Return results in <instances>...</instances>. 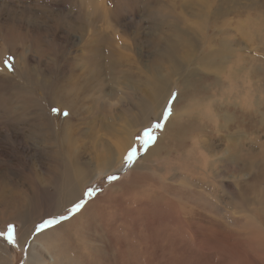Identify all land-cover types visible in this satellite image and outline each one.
I'll use <instances>...</instances> for the list:
<instances>
[{
    "label": "rangeland",
    "instance_id": "obj_1",
    "mask_svg": "<svg viewBox=\"0 0 264 264\" xmlns=\"http://www.w3.org/2000/svg\"><path fill=\"white\" fill-rule=\"evenodd\" d=\"M91 1L90 9L105 14L93 15L96 26L126 47L113 41L107 46L122 50L127 59L121 70H131L115 83L107 80L97 86L94 81L82 106L71 102L70 83L76 73L74 68L69 73V66L81 50L88 52L74 32L73 19L86 8L83 0H0V188L18 192L27 205L24 214L0 209V232L6 234L12 225L16 236V242L9 243L0 235V258L2 252L7 254L2 264H26L28 247L42 232L36 226L46 220L54 223L45 229L60 225L62 232L55 235L59 251L37 245L40 264H58V259L61 264H264V167H259L264 119L250 129L251 122L238 117L227 94L235 82L230 81L231 61L258 55L255 45H234V57L222 66L215 56L211 61L218 65L219 85L201 98L194 83L198 75L188 72L192 62L174 72L172 60L153 65L158 53L146 46L145 38L151 33L160 36L151 24L159 18L156 9L148 16L141 3L131 0L126 5L119 0ZM182 2L186 0L169 3ZM114 3L121 6L113 9ZM112 10L116 20L108 17ZM233 15L227 20L235 23L240 18ZM175 16L181 26H189L181 15ZM212 21L206 20L202 32L206 40L216 37L223 42L236 36L233 25L225 35H215L219 23ZM174 49L181 57L182 51ZM197 51L205 53L206 48ZM195 68L210 74L198 64ZM25 69L31 78L23 74ZM254 76L249 82L257 86L260 77ZM174 84L161 110L149 114L155 91ZM172 94L171 114L165 119ZM244 97V102L256 99L253 94ZM80 105L85 118L71 114V108L78 111ZM148 129L155 133L154 141L145 145ZM100 154L111 158V167L97 159ZM69 161L83 168L86 178L80 181V196L65 204L61 199L70 178ZM85 189L93 194L85 196ZM81 199L85 203L77 213L59 219L69 216L67 209ZM22 224L27 235L20 244Z\"/></svg>",
    "mask_w": 264,
    "mask_h": 264
},
{
    "label": "bare ground",
    "instance_id": "obj_2",
    "mask_svg": "<svg viewBox=\"0 0 264 264\" xmlns=\"http://www.w3.org/2000/svg\"><path fill=\"white\" fill-rule=\"evenodd\" d=\"M119 1H121V4L126 5L128 4L127 2L129 0H119ZM83 2L86 5L85 11L86 10L87 11L85 13V11L82 10L84 8H82L81 10L84 11L83 14L82 13L78 15L77 13L75 14L77 16L73 19L74 29H75L73 30L74 32L79 33L80 41L83 42L82 46H84L85 49H88V52L86 50H81L80 54L78 55V58L76 57L75 61H73L75 62L74 65L72 63H70V66L68 65L69 73L73 68H74L73 73H76V76L74 74L72 79L73 81L70 83V87L74 89V94L71 95L72 98L71 102L73 100L77 102L80 101V103H82L81 104L82 106L86 99L83 95L91 90L92 85H94L93 84L94 81L95 82L98 81L97 83L99 84H97V86L98 85L104 86L107 80L108 82L115 83L116 82L115 79L118 80L119 78L126 76L128 72L131 70V68L130 70L129 68L125 69L124 71L121 70V67L125 65L124 60L127 59V58L125 59L126 56L121 52L122 50L118 51L119 48H113L115 45L107 46V43L113 41L120 43L121 45H119V47H121V49H124L126 47L125 43L122 42L121 40L115 41L116 40L115 36H114L115 39L108 38L109 36H107L104 30H101V27L99 28L96 26V21L93 15L96 13L98 16H103L105 15L104 12L102 14H98L96 8H95L96 12H94L95 10H93L92 8L90 9V7H92L91 0H83ZM130 2H133L134 4L135 3L137 4V2L141 3L140 9L144 13L148 14V16L150 12L156 9L155 13L157 16H159L157 20L152 19L151 24L154 29L160 31L159 33L160 36L151 33L150 36L147 35L146 36L147 38H145L146 46L152 48L153 50L156 49L158 53L159 60L154 61L153 65L159 62L172 60L173 68L171 72H174L183 69L184 64H189L190 62H192L193 66H191L188 69V72L196 73L198 75V78H194L195 75L191 74V76L194 78V83L196 84V86L199 87L200 93H202L201 98L205 96L204 95L206 93L205 91L209 90L210 92V87L211 89L213 88L214 90V88H216L219 85L218 84L219 78L215 74V69L218 65L222 66L224 64L223 61H225V59L227 58H230V55L233 56V50L231 49V47L237 45L241 41H243L246 44L247 48H248L247 43H249L250 46L255 45V48L258 51V55L250 54L251 55L250 57H247L248 55L247 56L244 55L239 58H233L235 59V61H231V64L233 66H231L232 77L230 78V81L231 79H235V82L232 83V86L228 88L227 94L229 95V97H232L233 99L232 102L234 101L233 103L236 105V111L234 112L238 114V117L240 116L242 119H244L245 117L248 123L251 122V124L249 125L250 129L256 127L257 125L259 126L262 125L264 119V77H263L264 76V0H186V2H182L178 6L173 5L174 3L170 4L169 3L170 0H131ZM130 2L129 4H132ZM121 4L119 5L114 3L112 5V8L115 9L121 6ZM81 10L78 11L81 12ZM108 11L109 10L106 11V14ZM115 13L116 12L112 10L111 13L108 14V17H110L112 20H116L117 16ZM175 14L181 15L183 18H185V21L189 23V26L183 27L179 23H177L175 21L177 20ZM233 14L235 16L237 15L240 18L235 23H232L227 20L228 19L227 17H230L229 15H233ZM207 19H213L212 21L213 23L215 22L219 23L218 28L216 27V25L212 24L215 26V29L217 30L215 35H225L226 32L230 31V28H232L231 26L233 25L234 29L236 30L234 32L236 36L235 35H234L235 37L230 36V39L224 38L223 42L218 41L219 38L216 37L213 39L206 40L203 37L202 32L203 30H205L206 27L205 24ZM196 35H199V37L197 38ZM202 47L206 48L205 53H203V51L201 53L197 51ZM174 48H179L182 51L181 57H177L176 49ZM195 51H197V53H195ZM215 56H217V61H218V65L216 66H214V62L211 61L213 58H215ZM255 60L257 63L256 66L253 67V63ZM233 62H235V64ZM195 64L204 67L206 70L208 69L207 71L210 74L208 75L206 73H202L200 69L195 68ZM246 64L247 65L250 64L249 67H246ZM187 68L185 70H187ZM22 72L23 74L27 75V78H31L30 70H26ZM254 73L255 76L260 77L257 86H255L254 81L249 82L250 77L254 76ZM239 77L242 78L241 85H238V83H236V80L238 81ZM209 79H211V81L208 83ZM109 80H113V81H109ZM174 86L175 84L171 87L168 86L161 87L158 90H156L154 93L156 102L155 104L152 101L149 102L153 104H150L147 107L148 111L149 112L151 110H154L155 112L160 111L161 107H163L167 102L169 94L174 89ZM234 88L237 89L235 90ZM241 93L243 94V96L241 95ZM252 94L254 97L257 94L255 97L256 99L255 100L252 99L253 101L251 100L247 101L246 99V102H244L245 101L244 95L246 96V98H249V95ZM241 97H244V99H241ZM98 98H100V95L98 96ZM191 98L192 97L189 95V99ZM81 105L78 111H75L74 108L72 107L71 111L73 113L71 114L81 115L80 118H85L83 114L86 113V111L83 109ZM93 108H95V106ZM141 110L145 111V108L141 107ZM139 112L141 111L139 110ZM149 114H152V112H150ZM234 115L235 114H233V116ZM102 116L104 115L102 114ZM259 117L261 119H259ZM256 118H258V120ZM79 120L81 119H78L77 121ZM139 120L140 119L136 121L135 125L138 124ZM169 128L170 126L168 123L166 125V129L169 130ZM150 148L151 146L149 147V149ZM153 150L154 149L152 148L150 152L152 153ZM150 152L148 155L144 157L149 156L151 154ZM123 155L121 154L120 157H122ZM81 156L82 154L79 156L77 155V157H79L78 161H80ZM97 159L103 162V166H106L107 168L111 167L110 166L111 158L104 157L100 154ZM120 159L117 160L120 161ZM259 162H260L259 164L261 165L259 167L260 168L264 167V153L261 154V157L259 158ZM78 163L82 164V162H78ZM68 165H69L68 170L71 172L70 178L67 179V182L64 185L63 196L61 199L65 204H68L76 200L80 196L83 190L82 188L83 186L81 185L82 182L80 181L83 178H86L85 176L86 173L83 168L80 169L79 166L77 167L74 166L75 164L72 161H69ZM82 166L83 165H81V167ZM79 169L80 171L78 174L77 172ZM0 206H1L0 209H3V211L6 209L9 211L14 210L21 214L22 212L24 214V210L27 209L25 198L21 194H19L18 192L6 191L3 188H0ZM21 228L22 230L20 231L19 234H17V240H18L17 243L20 242V244L22 240L25 239L26 237L25 235H27V231H25L23 224L21 225ZM60 231L62 232V228L60 227V225H58L55 226L54 228L44 229L42 230L41 233L35 235L30 247H28L29 255L26 256V261H25L26 264H40L42 262L39 257L40 251L38 253L36 252L37 245H39L43 249H46L49 252L59 251V246L57 244V241H55V235L57 236V238L60 237ZM6 255L7 254L5 252H2V256L0 258V264L5 262ZM57 262L58 264H61V261H59V259Z\"/></svg>",
    "mask_w": 264,
    "mask_h": 264
},
{
    "label": "snow or ice",
    "instance_id": "obj_3",
    "mask_svg": "<svg viewBox=\"0 0 264 264\" xmlns=\"http://www.w3.org/2000/svg\"><path fill=\"white\" fill-rule=\"evenodd\" d=\"M5 64L9 68V70H12V65L8 64L7 61H5ZM174 99H175V94H172V97L169 100L168 104L165 106V110L163 112V117L165 119H167L168 116H170V114H171V101L174 100ZM52 111H58V109H52ZM65 115H67V113H65ZM156 127L159 128V127H162V125L160 123H157L156 124ZM144 135L147 137L144 140V144L145 145H147L150 142H153L154 141V138L149 134V132H145ZM134 152H135V150H133L132 152H130L128 154L127 159L129 161H131ZM110 179H114V177H110ZM92 194H93L92 189H88L87 192L84 195L90 196ZM84 203H85V201L83 199H81V201L79 203L73 204V206L71 208L67 209V211L69 213V216H67V217L66 216H61V217H59V219H61V220L68 219L71 215L77 213L83 207V204ZM53 223H54V221H52V220L43 221L42 223H40V224H38L36 226V229L35 230L36 231H41V230L45 229L46 227L51 226ZM0 235H6V238H7V240H8L9 243H15L16 242L15 230H14V227L12 225H9L8 226V229H7V233L6 234L0 232Z\"/></svg>",
    "mask_w": 264,
    "mask_h": 264
},
{
    "label": "trees",
    "instance_id": "obj_4",
    "mask_svg": "<svg viewBox=\"0 0 264 264\" xmlns=\"http://www.w3.org/2000/svg\"><path fill=\"white\" fill-rule=\"evenodd\" d=\"M147 132H149V133H150V135H155V133H152V134H151V132H152V131H151L150 129H148V131H147ZM145 138H147V137H145ZM87 190H88V189H85V190H84V194L87 192ZM85 196H86V195H85Z\"/></svg>",
    "mask_w": 264,
    "mask_h": 264
}]
</instances>
